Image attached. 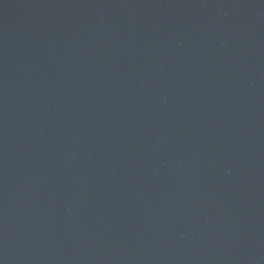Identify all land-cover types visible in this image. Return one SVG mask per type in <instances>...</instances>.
<instances>
[{
  "label": "water",
  "instance_id": "water-1",
  "mask_svg": "<svg viewBox=\"0 0 264 264\" xmlns=\"http://www.w3.org/2000/svg\"><path fill=\"white\" fill-rule=\"evenodd\" d=\"M0 264H264V0H0Z\"/></svg>",
  "mask_w": 264,
  "mask_h": 264
}]
</instances>
